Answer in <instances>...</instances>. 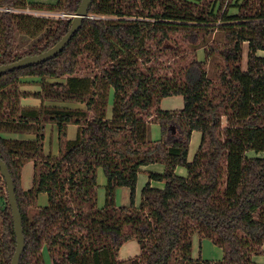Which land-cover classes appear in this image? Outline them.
I'll use <instances>...</instances> for the list:
<instances>
[{
  "label": "trees",
  "instance_id": "trees-1",
  "mask_svg": "<svg viewBox=\"0 0 264 264\" xmlns=\"http://www.w3.org/2000/svg\"><path fill=\"white\" fill-rule=\"evenodd\" d=\"M81 2L63 0L57 7L76 14ZM29 5L0 0V65L48 50L72 24L66 16L5 10ZM212 33L221 39L207 40ZM177 35L195 53L173 77L157 75L153 61L157 53L173 50ZM246 43L248 68L243 69ZM200 49L204 59L196 54ZM260 51L264 0H92L88 17L61 53L1 74L0 156L23 214L26 247L20 264H47L44 249L51 264H257L254 258L264 254ZM215 57L224 62L217 78L208 70ZM86 60L105 80L107 94L95 91L99 75L84 74ZM23 78H34L40 89L22 91ZM175 95L184 97L182 109L161 108L164 98ZM27 97L40 99V105L23 104ZM90 111L96 113L89 117ZM72 123L78 125L77 136L68 139ZM153 123L160 124L159 140L151 138ZM46 124L58 131L57 154L45 153ZM194 131L203 137L190 161ZM31 160H36L34 186L26 190L22 169ZM154 163L164 170L149 173L136 204L139 174ZM99 167L109 180L103 207L97 204ZM0 178V264H12L17 232L1 171ZM123 186L131 189L129 207L115 204V189ZM40 193L49 203L33 211ZM203 231L223 249V260L193 257V236ZM132 239L139 242L140 255L120 259L121 247Z\"/></svg>",
  "mask_w": 264,
  "mask_h": 264
},
{
  "label": "rangeland",
  "instance_id": "rangeland-1",
  "mask_svg": "<svg viewBox=\"0 0 264 264\" xmlns=\"http://www.w3.org/2000/svg\"><path fill=\"white\" fill-rule=\"evenodd\" d=\"M63 0H27L28 4H30L25 9H19L18 13H28L29 15H36L41 17H48V18H61L64 11L60 10L58 5L61 4ZM204 2H211L212 0H202ZM42 5L43 8L37 9L31 5ZM49 7H57L55 9H49ZM230 12H235V7L229 8ZM181 35L173 36V40L176 43H171L170 45L173 46V50H167L163 53H157L158 59L153 61V64L155 67L158 66L159 71L157 72V75H168L170 77H173L178 73V68L181 65V62L184 61L187 63L191 57L194 55V47L191 44H188L186 42L182 41ZM221 38L219 37V33H212L207 35V40H214L215 42L219 41ZM178 45V46H177ZM248 44H244L243 48V58H242V67L243 69L248 68ZM199 59H204V50L200 49L196 52ZM84 69L86 72L84 74H88L94 78L96 75H99L96 79L97 86L95 87L96 93L99 95H103L104 93L107 94V88L105 87V80L100 76V74H97L98 71L93 68V64L91 60L83 61ZM87 67H86V66ZM224 62L220 57H215L214 60L209 61L208 63V70L209 74L213 78H217L218 75L216 73L219 72L221 67H223ZM34 78H23L21 83V90L22 91H36L38 88V85L35 84ZM53 81V80H51ZM111 92V90H109ZM27 103H32L31 100H27ZM49 103V102H47ZM76 105H79L81 107H86L85 104L76 103ZM184 107V97L181 95H175L168 98L163 99L161 103V108L166 110H180ZM96 112L90 111L89 117L93 116ZM53 127V126H52ZM49 125V137L46 141V147L48 148V153L52 152L57 154L59 152V139H58V131L56 129L52 128ZM161 127L158 123H153L151 128V138L152 140H159L161 138ZM202 133L199 131H194L190 140V146H189V156L188 159L190 161L194 160L199 147L202 143ZM251 154H254V152H251ZM264 155V152L261 153ZM39 166H43V161L39 162ZM185 169L183 167H178L177 172L180 170ZM164 165L160 163H154L150 164L148 166H144L142 168V171L139 174L138 181H137V187H136V204H139L142 198V190L144 186L149 182V173L150 172H163ZM184 171V170H183ZM186 171V169H185ZM34 170L31 165L24 166V183L26 186H29L32 184L34 186ZM0 181L3 182L2 178H0ZM97 181H98V189H97V204L99 207L105 206L106 199H107V186H108V178L105 174V171L102 167H99L97 170ZM157 182H155L156 184ZM154 184V182H153ZM154 184V185H155ZM131 189L127 186L123 187H117L114 192V200L115 204L120 207H129L131 206ZM42 197V196H41ZM46 199V198H45ZM47 200V199H46ZM49 203V200H47L46 205ZM39 206L38 200L34 201V208L33 211L36 210V208ZM202 237L200 239V237ZM141 253V246L139 242L136 239L129 240L126 242L120 249L119 258L120 259H128L140 255ZM44 255L46 257L47 264L51 263L49 260V253L47 249H44ZM192 255L195 258H202L203 260H213V261H220L224 258V252L223 249L216 243L214 239L208 238L206 235V232H197L193 236V249H192ZM255 261L258 264H264V254L258 255L255 257Z\"/></svg>",
  "mask_w": 264,
  "mask_h": 264
},
{
  "label": "water",
  "instance_id": "water-1",
  "mask_svg": "<svg viewBox=\"0 0 264 264\" xmlns=\"http://www.w3.org/2000/svg\"><path fill=\"white\" fill-rule=\"evenodd\" d=\"M91 3L92 0H82L77 13L75 14V17L72 20V24L68 32L66 33V35L62 37V39L56 45H54L53 47L49 48L44 52L34 55H27L15 62L0 65V75L19 68L44 62L48 59L53 58L57 54L61 53V51L71 41L73 35H75V33L81 28L84 19L88 17ZM0 171L6 183L8 200L12 208V214H14L13 220H14L15 232H17L16 233L17 245H16V251L12 259V264H20L22 254L24 253L26 247V238L24 234V226H23V218H22L23 214L21 213L19 207L14 179L11 175L7 163L4 161V159H2L1 156H0Z\"/></svg>",
  "mask_w": 264,
  "mask_h": 264
},
{
  "label": "crops",
  "instance_id": "crops-1",
  "mask_svg": "<svg viewBox=\"0 0 264 264\" xmlns=\"http://www.w3.org/2000/svg\"><path fill=\"white\" fill-rule=\"evenodd\" d=\"M248 46V45H247ZM259 54L260 55H264V51H260L259 52ZM38 88L40 89V87L38 86ZM39 89H37V90H39ZM36 90V91H37ZM169 97H171V96H169ZM166 98H168V97H166ZM165 99V98H164ZM27 100H31V102L32 103H27L26 101ZM163 101V100H162ZM22 103L23 104H25V105H32V106H39L40 105V103H41V101H40V99H38V98H34V97H27V98H23V100H22ZM162 103V102H161ZM49 125L52 127V125L51 124H46V126H45V130H44V132H45V135H46V138H45V142H44V150H45V153H47L48 154V148L46 147V141H47V139H48V137H49ZM52 128H54V129H56V127H52ZM56 131H57V129H56ZM77 131H78V125H76V124H69L68 125V127H67V137H68V139H74V138H76V136H77ZM3 135H5V136H7V137H11V138H21V139H30V138H34L35 137V134H29V133H3ZM34 161H36V160H31V161H28L24 166H28V165H31L32 166V168H33V170H34V173H35V171H36V168H35V164H34ZM184 168V167H183ZM184 170V171H183ZM179 174H181V175H183V176H187V170L185 171V169H182V170H180L179 172H178ZM35 175V174H34ZM22 185H23V188L24 189H26V190H29V189H32V187H33V181H32V184L31 185H29V186H26L25 185V183H24V167H23V169H22ZM154 184H155V182H154ZM156 186H162L163 184L162 183H156L155 184ZM42 196V197H41ZM49 200L48 198V195L46 194V193H40L39 195H38V198H37V200H38V202H39V206H44V205H46V203H47V200ZM199 237H200V235H198ZM202 237H200V239H201ZM49 260H50V262H51V258L49 257ZM254 260H255V258H254ZM0 263H1V255H0ZM257 263V262H256ZM49 264H51V263H49ZM258 264V263H257Z\"/></svg>",
  "mask_w": 264,
  "mask_h": 264
},
{
  "label": "built area",
  "instance_id": "built-area-1",
  "mask_svg": "<svg viewBox=\"0 0 264 264\" xmlns=\"http://www.w3.org/2000/svg\"><path fill=\"white\" fill-rule=\"evenodd\" d=\"M5 10H7V11H11V13L12 12H18L19 11V9H15V8H5ZM68 17V18H74L75 17V14L74 13H63V15H62V17ZM91 17H95L94 15H90Z\"/></svg>",
  "mask_w": 264,
  "mask_h": 264
}]
</instances>
